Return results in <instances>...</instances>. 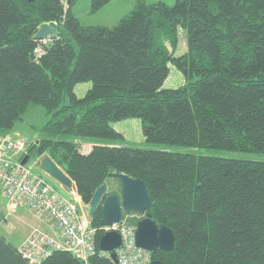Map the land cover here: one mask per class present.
Returning <instances> with one entry per match:
<instances>
[{
  "label": "trees",
  "instance_id": "16d2710c",
  "mask_svg": "<svg viewBox=\"0 0 264 264\" xmlns=\"http://www.w3.org/2000/svg\"><path fill=\"white\" fill-rule=\"evenodd\" d=\"M73 1L0 0V135L29 103L40 104L48 117L27 152L49 154L84 202L109 171L144 180L145 212L174 233L173 247L151 258L264 264V160L127 144L111 124L137 116L149 141L264 152V0H135L110 26L82 24ZM106 1L90 0V9ZM49 20L56 36L35 38ZM178 25L186 49L174 54ZM169 62L184 80L163 87ZM84 80L78 95L74 85ZM100 216L98 206L90 260L116 264L99 250ZM0 264L82 262L67 250L29 262L0 234Z\"/></svg>",
  "mask_w": 264,
  "mask_h": 264
},
{
  "label": "built area",
  "instance_id": "2783aa9c",
  "mask_svg": "<svg viewBox=\"0 0 264 264\" xmlns=\"http://www.w3.org/2000/svg\"><path fill=\"white\" fill-rule=\"evenodd\" d=\"M34 51L40 53L41 46ZM27 144L22 139L0 135V192L13 206H26L47 224V229L33 226L16 245L17 251L29 262H39L54 250H67L82 264H93L90 258L96 252V226L91 224L87 207H83L86 204L75 195L77 190L62 193L21 161ZM130 215L123 213L119 221L100 226L120 234L121 242L115 247L116 264H148L151 252L135 243V222L128 220ZM99 250L109 256L107 250Z\"/></svg>",
  "mask_w": 264,
  "mask_h": 264
},
{
  "label": "rangeland",
  "instance_id": "374dc122",
  "mask_svg": "<svg viewBox=\"0 0 264 264\" xmlns=\"http://www.w3.org/2000/svg\"><path fill=\"white\" fill-rule=\"evenodd\" d=\"M148 2L156 0H146ZM167 3H173L174 0H163ZM68 0H63L64 5ZM135 0H107L102 6L96 10L90 9V0H74L70 4V9L75 14L82 24H104L112 25L124 13L128 12ZM177 41L174 47V54H179L186 49V30L184 27L178 25L176 29ZM184 80L182 72L172 63H168V73L163 80V87H174ZM88 80L79 81L75 83L74 90L78 95H81L89 86ZM48 115L45 113L44 108L37 103H29L23 112L22 119L16 121L14 127L18 131L15 139H22L25 142L36 140L41 136L39 130L40 126L47 119ZM112 126L121 131L124 135V143L135 144L141 147L169 149L190 151L194 153H205L223 156H235L239 158L264 160V152L249 151V150H235L225 148H215L207 146H187L163 141H149L144 138L141 129V121L137 116H130L117 119L111 122ZM13 136V135H12ZM14 138V137H12ZM107 140V139H105ZM95 144H108L109 142L103 141H90ZM120 142L118 140L115 143ZM114 143V142H112ZM35 154L32 151L26 161L35 173L42 174L49 182H51L57 189L64 194H68L61 188L58 181L52 176L43 172L37 164H35ZM106 182L107 191H119L118 180L113 176H107L104 180ZM75 195L80 199L83 207H87L88 202H84L81 193L76 191ZM10 202L7 197L0 192V234L12 243H16L25 233L32 228V226L42 227L45 226L44 220L36 216V214L26 206H15L10 209ZM12 205V204H11ZM13 206V205H12ZM131 215L139 216V213L129 212ZM18 244V243H17Z\"/></svg>",
  "mask_w": 264,
  "mask_h": 264
},
{
  "label": "water",
  "instance_id": "95a60500",
  "mask_svg": "<svg viewBox=\"0 0 264 264\" xmlns=\"http://www.w3.org/2000/svg\"><path fill=\"white\" fill-rule=\"evenodd\" d=\"M66 6L67 2L64 7ZM55 26L56 22L54 20L40 23L34 33V37L38 39L55 37ZM29 155L30 153L26 152L21 161H27ZM35 164L43 172L56 179L61 188L68 194L77 190L74 180L46 152L35 154ZM108 175L119 179L120 198L117 192L111 191L107 193L106 182L100 183L95 187L88 200L87 211L89 216L91 217L97 207L100 206L101 216L99 223L101 225H109L119 221L123 213L131 211L139 213L140 216L135 221V243L150 251L156 248L171 249L174 245L172 228L162 222H158L145 212V208L150 202V196L144 180L122 171H109ZM120 242L119 232L109 229L100 235L98 246L102 250H107L110 258L117 262L115 247ZM148 264H162V261L159 258H151Z\"/></svg>",
  "mask_w": 264,
  "mask_h": 264
},
{
  "label": "crops",
  "instance_id": "0c3cea01",
  "mask_svg": "<svg viewBox=\"0 0 264 264\" xmlns=\"http://www.w3.org/2000/svg\"><path fill=\"white\" fill-rule=\"evenodd\" d=\"M7 135H10V136H12V137H15L16 135H18V131L16 130V128H11L7 133H6ZM88 144H95V143H93V142H87ZM97 144H100V143H97ZM107 144V143H106ZM15 208V206H12L11 204H10V209L12 210V209H14ZM44 224H45V226H42L41 228H44V229H47V224H46V222H44ZM33 227V226H32ZM30 229H31V227H30ZM30 229H28V231L30 230ZM28 231L25 233V235L28 233ZM25 235H23L21 238H20V240L19 241H17L16 243H13V244H15V245H17V243H19L22 239H23V237L25 236Z\"/></svg>",
  "mask_w": 264,
  "mask_h": 264
},
{
  "label": "flooded vegetation",
  "instance_id": "af4514ba",
  "mask_svg": "<svg viewBox=\"0 0 264 264\" xmlns=\"http://www.w3.org/2000/svg\"><path fill=\"white\" fill-rule=\"evenodd\" d=\"M35 152V151H34ZM120 188V187H119ZM118 196H119V198H120V192L118 191Z\"/></svg>",
  "mask_w": 264,
  "mask_h": 264
}]
</instances>
